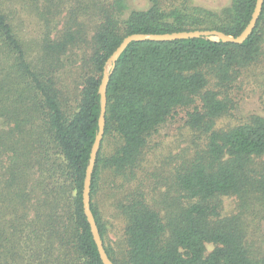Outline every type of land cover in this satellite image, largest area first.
Returning <instances> with one entry per match:
<instances>
[{
  "label": "trees",
  "instance_id": "16d2710c",
  "mask_svg": "<svg viewBox=\"0 0 264 264\" xmlns=\"http://www.w3.org/2000/svg\"><path fill=\"white\" fill-rule=\"evenodd\" d=\"M43 1L49 14L70 8L69 20L58 41L44 40L41 53L31 58L3 9L6 0H0V256L16 264H103L81 190L110 56L135 33L216 30L237 37L256 0H230L220 12L190 0H148L147 10H134L125 21L120 19L125 0ZM92 16L98 24L87 41L71 22L76 26L78 18ZM81 42L89 44L90 73L79 83L61 82L60 58ZM263 43L264 1L255 29L241 45L199 38L135 42L124 50L107 85L102 139L114 138L119 146L108 158L98 153L89 189L112 264H117L113 251L91 202L99 168L131 177L148 137L177 110L186 111L204 147L176 171V197L164 198L162 212L137 192L120 205L125 264H264V249L251 238L264 220V118L215 130L235 109L230 92L260 61ZM224 197L236 198L234 215L222 216ZM207 245L213 246L208 253Z\"/></svg>",
  "mask_w": 264,
  "mask_h": 264
},
{
  "label": "rangeland",
  "instance_id": "374dc122",
  "mask_svg": "<svg viewBox=\"0 0 264 264\" xmlns=\"http://www.w3.org/2000/svg\"><path fill=\"white\" fill-rule=\"evenodd\" d=\"M229 2L230 0H190L193 6L213 12H220L229 6ZM125 4V11L120 18L122 21H125L134 10L145 11L150 6L148 0H125ZM3 9L9 15L15 33L26 47L30 57L34 58L41 53L44 40L48 39L52 43L58 41L68 23L70 8L62 11L61 14L55 11L50 12L54 14H49L43 0H39L37 4L34 0H6ZM97 21L95 16L80 17L76 26L71 22V27L73 31H83L86 40L89 41L98 24ZM262 48L263 55L260 61L241 75L230 92L235 109L215 123V130L236 127L253 116L264 118V43ZM89 56L88 42H81L70 48L60 58L62 68L59 72V80L69 84L79 83L90 73ZM117 146L119 142L114 138L103 141L98 151L100 158L105 159L111 156ZM203 147L202 133L189 127L185 110H177L148 137L141 164L131 177L128 173L125 176H116L102 166L99 168L97 191L91 202L100 215L105 231V244L112 249L117 264H125L124 258L127 251L124 236L126 220L119 210L120 205L128 195L137 192L144 196L150 208L162 212L165 206L164 198L176 197V186H174L176 171ZM222 201V216L234 215L237 206L236 198L224 197ZM256 227L251 226L254 230ZM251 238L254 239L257 247L264 249V220L261 221L258 231H251ZM206 249L208 253L213 246L207 245ZM0 264L16 263L11 256L6 259L0 256Z\"/></svg>",
  "mask_w": 264,
  "mask_h": 264
},
{
  "label": "water",
  "instance_id": "95a60500",
  "mask_svg": "<svg viewBox=\"0 0 264 264\" xmlns=\"http://www.w3.org/2000/svg\"><path fill=\"white\" fill-rule=\"evenodd\" d=\"M264 0H256L255 7L253 13L251 15V19L245 29L238 35L237 37L226 35L220 31L216 30H194V31H183L177 33H170V34H132L125 37L120 45L116 48V50L110 56L107 69L104 70L100 82V86L98 89V93L100 95V115L98 119V133L96 135L94 144L91 149L89 164L86 168L85 178L83 182V189L82 191V206L83 212L86 217L87 223L90 227V232L93 238V241L96 245L99 258L103 264H112L110 259L108 258L102 240L100 238L97 225L95 223L94 217L92 215L90 209V186H91V177L95 167L96 158L98 155V151L101 145V141L104 134V127H105V114H106V90L107 85L110 79V76L113 72V69L116 65V62L124 52V50L128 47L129 44L135 42H171L177 40H192V39H210L214 41H220L222 43H229L234 45H241L245 42L248 37L252 34L257 21L260 17L262 7H263ZM110 71L108 72V70Z\"/></svg>",
  "mask_w": 264,
  "mask_h": 264
}]
</instances>
